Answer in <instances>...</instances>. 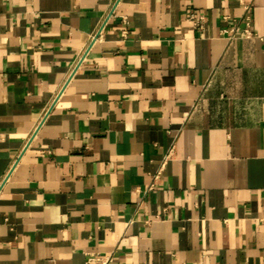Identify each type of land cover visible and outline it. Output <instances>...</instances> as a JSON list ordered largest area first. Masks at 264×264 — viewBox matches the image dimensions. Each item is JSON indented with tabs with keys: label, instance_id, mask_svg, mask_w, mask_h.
<instances>
[{
	"label": "crops",
	"instance_id": "1",
	"mask_svg": "<svg viewBox=\"0 0 264 264\" xmlns=\"http://www.w3.org/2000/svg\"><path fill=\"white\" fill-rule=\"evenodd\" d=\"M0 264H264V0H0Z\"/></svg>",
	"mask_w": 264,
	"mask_h": 264
},
{
	"label": "built area",
	"instance_id": "2",
	"mask_svg": "<svg viewBox=\"0 0 264 264\" xmlns=\"http://www.w3.org/2000/svg\"><path fill=\"white\" fill-rule=\"evenodd\" d=\"M191 17H195V15L192 14ZM203 17H204V16L201 15V16H200V19H197L196 22H197L198 24H201V21H202ZM246 23H247V27H246L245 31H246L248 34H251V33H252V31H251V27H252L251 24H252V23H251V18H250V16H247V17H246ZM124 34H125V35L127 34V30H124ZM164 162H165V161H164ZM110 258H111V257H109V256H106V257H102V256H93V257H91L92 260H97V259H99V260H102V261H104V262L109 261Z\"/></svg>",
	"mask_w": 264,
	"mask_h": 264
}]
</instances>
